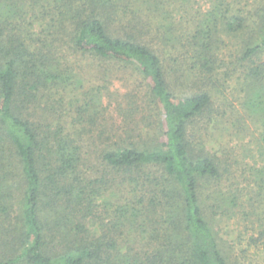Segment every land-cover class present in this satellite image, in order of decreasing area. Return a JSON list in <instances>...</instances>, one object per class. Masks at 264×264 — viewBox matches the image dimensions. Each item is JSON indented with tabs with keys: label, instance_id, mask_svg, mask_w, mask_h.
I'll return each instance as SVG.
<instances>
[{
	"label": "trees",
	"instance_id": "16d2710c",
	"mask_svg": "<svg viewBox=\"0 0 264 264\" xmlns=\"http://www.w3.org/2000/svg\"><path fill=\"white\" fill-rule=\"evenodd\" d=\"M238 1L214 0L177 35L176 8L163 0H0V264H229L215 225L241 207V193L202 132L224 36H245L227 76L241 78L242 106L264 125V3L248 16L234 12ZM62 51L136 71L154 133L127 124L88 155L82 137L102 99L91 91L74 115L68 103L69 120L57 114L73 80ZM255 173L261 198L264 169Z\"/></svg>",
	"mask_w": 264,
	"mask_h": 264
},
{
	"label": "rangeland",
	"instance_id": "374dc122",
	"mask_svg": "<svg viewBox=\"0 0 264 264\" xmlns=\"http://www.w3.org/2000/svg\"><path fill=\"white\" fill-rule=\"evenodd\" d=\"M213 1L163 0L170 9L176 8L177 12L174 11L172 20L176 24L174 31L177 35L192 32L197 20L212 9ZM234 3L235 6H231L234 12L240 9L238 11L243 15L252 16L264 0H239ZM25 21V24L31 23V20ZM27 28L31 30L28 25ZM32 29L38 30V27ZM244 37L236 40L225 36L223 38V50L219 51L222 67L210 89L213 111L210 117L204 118L206 130L201 132L206 138L207 149L228 165L230 180L227 186H230L231 191L241 193L242 198L241 207L218 218L215 225L223 252L229 264H264V241L259 239L261 228L258 227V221L264 219V197L258 198L255 195L259 182L255 172L264 169V125L262 119L250 116L242 106L241 78L237 80L236 74L227 76L233 69L229 66V61L234 59L231 54L236 53ZM144 41L148 46L157 49L156 51L163 46L154 35L145 36ZM63 51L59 54V57L62 56V70L71 73L73 80L68 90L62 92L63 105L58 109L55 103L57 114L62 115L64 120H69L65 117L69 109L68 103H72L69 113L74 115L75 103L79 105L78 101H83L84 94L91 91L100 94L102 99L99 108L101 115L96 126L91 128L88 135L82 137L88 155L94 158V151L97 152L96 147L100 143L117 141V137H113V129L123 134L127 124L130 128L136 127L143 136L144 133H154L156 113L147 100L146 83L136 71L122 64L98 61L90 56L67 54L64 57ZM163 61L165 66L177 65L168 56ZM78 78L80 83L75 82ZM35 119H41L38 109ZM47 119L50 122L52 116H47ZM137 133L136 131L134 136ZM17 194L15 192V196Z\"/></svg>",
	"mask_w": 264,
	"mask_h": 264
}]
</instances>
